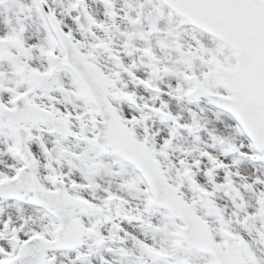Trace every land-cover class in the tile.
<instances>
[{
    "label": "snow or ice",
    "instance_id": "1",
    "mask_svg": "<svg viewBox=\"0 0 264 264\" xmlns=\"http://www.w3.org/2000/svg\"><path fill=\"white\" fill-rule=\"evenodd\" d=\"M0 264H264V0H0Z\"/></svg>",
    "mask_w": 264,
    "mask_h": 264
}]
</instances>
